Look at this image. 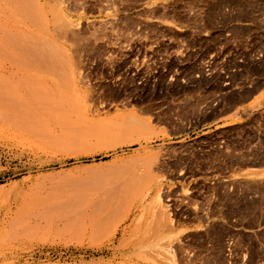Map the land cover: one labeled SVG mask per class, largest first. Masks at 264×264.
Wrapping results in <instances>:
<instances>
[{"label": "rangeland", "instance_id": "1", "mask_svg": "<svg viewBox=\"0 0 264 264\" xmlns=\"http://www.w3.org/2000/svg\"><path fill=\"white\" fill-rule=\"evenodd\" d=\"M261 167L264 0H0V264H264Z\"/></svg>", "mask_w": 264, "mask_h": 264}, {"label": "bare ground", "instance_id": "2", "mask_svg": "<svg viewBox=\"0 0 264 264\" xmlns=\"http://www.w3.org/2000/svg\"><path fill=\"white\" fill-rule=\"evenodd\" d=\"M31 68H32V67H31ZM49 70H51V69H49ZM29 72H30V71H29ZM36 75H37V74H36ZM32 77H33V76H32ZM35 77H36V76H35ZM54 86H55V85H54ZM126 188H127V187H126ZM126 188H125V190L123 189V191H122V189H121V191H122V193H121L122 196H123L124 198L127 197V196L131 197V195L134 193V191H135L136 189H135V190H134V188L132 189V185L130 186V188H129V186H128L127 189H126ZM140 189H141V188H140ZM133 190H134V191H133ZM116 195H117V194H116ZM119 195H120V194H119ZM119 195H118V196H119ZM118 196H117V198H120V197H118ZM117 198H116V200H117ZM110 199H111V198H109V200H106V201H108V203L106 204V207H105V208L103 207L104 212H107V210H110L111 207H112L115 203H117L115 199H114L115 201H114L113 199H111L112 201H114V202H113L114 204H113V203L110 204V203H109ZM127 200H129L128 197H127V199H126V202H128ZM100 203H101V205H102V204L104 205L105 202L103 203V201H102V202H100ZM77 204H78V203H77ZM72 205H73V204H72ZM90 205L92 206V204H90ZM118 205H119V204H118ZM97 206H98V205H97ZM115 206H117V205L115 204ZM98 207H99V206H98ZM113 208H114V207H113ZM71 210H72V209H71ZM100 210H101V209H100ZM103 210H102V211H99V210H98L99 212H97V213H99L101 216H103V215H102V214L104 213ZM101 213H102V214H101ZM104 214H105V213H104ZM100 215H99V216H100ZM99 216H97V217L99 218ZM101 216H100V217H101ZM88 218H89V217H88Z\"/></svg>", "mask_w": 264, "mask_h": 264}, {"label": "crops", "instance_id": "3", "mask_svg": "<svg viewBox=\"0 0 264 264\" xmlns=\"http://www.w3.org/2000/svg\"><path fill=\"white\" fill-rule=\"evenodd\" d=\"M247 175H254L258 177L264 176V168H256L254 172H249Z\"/></svg>", "mask_w": 264, "mask_h": 264}]
</instances>
